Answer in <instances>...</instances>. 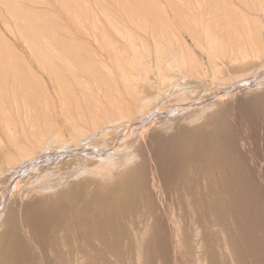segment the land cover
Listing matches in <instances>:
<instances>
[{
  "label": "bare ground",
  "instance_id": "bare-ground-1",
  "mask_svg": "<svg viewBox=\"0 0 264 264\" xmlns=\"http://www.w3.org/2000/svg\"><path fill=\"white\" fill-rule=\"evenodd\" d=\"M76 1L63 0L64 4L60 2L61 7L52 5L54 14L57 13V16L60 14L62 17L66 16L71 21L74 19L70 23L71 26L80 27L77 30L75 27H73L75 30L70 29L68 26L70 21L64 18L67 20L66 22H69L68 25H65L68 26L66 27L67 31L66 28L63 29V32L64 30L66 32L63 35L66 37L61 35L63 38H60L62 40L64 38L70 39L72 42L73 40L74 42L76 40L88 42L89 37H91L94 43L101 41L100 39L98 41L96 37L101 32L99 33V29L97 31L95 29H97L96 26H99L97 22L101 24L104 22L102 23L101 19L99 20L98 13H91L94 15L91 17L90 14V20H94L92 22L87 20L89 24L91 23L92 27H88L91 30L85 29L87 24L82 25L84 22L81 23L80 17L84 19L88 17V13L86 12L84 15L74 11L71 12V9L74 10L77 6L78 2L76 3ZM82 1L84 3L88 2L86 0ZM72 6L73 8H71ZM232 6L235 10L239 9L240 14H244L240 7L238 8L235 4ZM61 8L64 9L65 13ZM83 8L85 9V7ZM77 9L78 6L75 9L76 12ZM104 11L100 9V13L104 17L100 15L102 19L104 18V21L108 20L112 29H114L113 31H115L114 34L121 39L122 47L116 46V43L112 42L108 35L103 32L104 37L101 38L104 40H102L104 44L103 42L100 45L96 44L97 47L100 46L99 50L93 49L91 51L92 45H88L91 42H86L90 46L89 52L91 51L93 55H88L87 49L84 53L91 56L92 59L90 60H97L98 63H95V65L98 64L99 69H102V71L100 70L102 78L98 73L96 74L103 79L102 85L104 87L102 89V86L100 88L98 85L95 88L99 89L100 92V89H102V97L106 101L95 102L98 104L97 109H103L100 107L102 105L106 108L103 111H97L95 107V111H77L78 119L76 116L77 120H74L76 114L72 115L74 123L69 126V138L66 139L63 136L64 131L60 128L51 129L50 126L49 128L46 126L47 128L42 129V127L35 126L38 130H33L27 136L24 128L21 129L20 127L22 130L20 132H25L24 135L20 134L25 138H21L18 131V136L15 133L13 134L10 124V126L5 125L6 139L0 138L5 153L4 156L0 155V158L2 157L0 159V264H96L98 261L101 263L106 257H117L119 259L129 257L133 255L132 250L135 249L133 243H137L139 246L150 242L152 237L157 236L156 241L160 237L159 233H154L156 236L149 233L150 229L148 232L147 228L152 220L160 218L159 214H154L150 203L152 195H155V189L164 191V194L167 191V193L174 195L175 199L172 200V204L174 201L178 208H181L182 195H184L187 206L192 209L193 206H196L195 204L197 206L215 205L216 201L212 196L215 197L216 192L223 188L222 185L215 183L213 180L214 165L218 166L220 159L223 157L222 155H226L224 146L221 148L223 143L221 140L225 135L228 116L226 115L228 110L226 108L229 105L227 106L225 103L230 104L231 100L230 103L227 102L228 100L224 103L222 99L227 96L224 94L241 91V89L244 90L253 84H257L255 79L260 77L261 74L264 75L263 49L259 47L260 45L258 46L259 42L255 41L257 40L254 37L255 33L253 34L249 29L247 16L241 18L240 15L242 19L240 23L235 20L231 21L232 24L229 22L233 34L228 31L225 36L217 30L215 31L216 27L213 29V25L210 26L208 22L204 23V20H201L203 17L198 20L194 19L193 28L199 27V33L194 29V31L188 32L195 44L197 42L198 45H201L205 41L203 43L205 46L206 43V47L201 45L205 49H200L206 52L209 60L207 61L209 67H205L207 64L204 66L208 70H204L194 62V53L188 49L190 47L186 42L183 44L182 41L181 43L182 45L186 44V47H184L192 54L190 52L188 54L183 46V49L181 48L179 42L181 39L177 37L171 28L170 31L156 30V32L153 29L149 33L142 28L149 34L151 43L146 41L137 42L138 36L127 30L119 29L116 23L117 20L115 19V25L111 20L109 21L112 18L109 17V13L106 14L108 10ZM19 12L21 13V11ZM60 15L58 19L61 17ZM86 19L85 22H87ZM180 19L182 20V18ZM76 20L78 23L75 22L74 24ZM95 23L97 24L95 25ZM237 24L242 29L239 30ZM58 25L60 26V24ZM261 25H264V22L261 21ZM220 28L223 29L222 26ZM220 28L218 30H221ZM96 32L98 33L96 34ZM55 36L57 38L51 37H53V41L57 42L60 35L56 34ZM258 38L260 37L258 36ZM61 39H59L60 42ZM70 40H67L68 44H70ZM36 42H32L31 48L33 50L31 52L34 51L32 56L34 55L33 57L37 60V65L45 69L51 79L55 80L52 82H55L58 88L61 87L60 82L64 81L65 77L72 76L74 78L76 76L75 78L79 77L78 79H81V75L78 74L83 68L80 69L79 67L85 63L82 64L80 59L86 56L79 59L81 50L73 53L72 48L75 47L74 45L72 47L65 44L66 47H64L63 44L61 46V44L53 43L54 45L52 44L46 49L49 52L44 53L46 51L43 52L42 46H38ZM77 46L79 45H76L75 48ZM45 47L47 48V46ZM79 47L82 49L81 47L84 46L81 44ZM50 52L53 56L49 54ZM46 54L51 57H47ZM198 59L200 60V58ZM87 60L89 59H86V62ZM61 61L63 62L61 63ZM90 62L87 63L91 66ZM89 65L82 67L88 68ZM3 66L5 65L3 64ZM95 69L96 71L91 70L99 71V69L98 71L97 68ZM89 71H85V73ZM94 71L93 73H95ZM85 73L83 72L82 76L86 75ZM208 73L211 76L210 79L213 80L212 83L216 81L221 84L220 87L217 85L219 88H208L207 82H205L209 79H206ZM63 76L65 77L63 78ZM86 79L89 80V78ZM83 80H80V82ZM97 80L88 83L93 86V83L95 84ZM76 81L75 79H72L71 82L65 80L64 83L69 82L74 84L72 86H76ZM98 82L100 81L98 80ZM259 85L261 84L259 83ZM87 86L88 84H86V88ZM92 86L91 88L96 90ZM67 87H70V85ZM67 87L65 88L67 89ZM83 87H85V84ZM252 88L249 89L253 90ZM66 89L65 91H67ZM204 89L206 91L212 90L210 96L204 95V92H206L203 91ZM68 90L70 92L69 88ZM93 90L89 92L93 93ZM81 91L83 90L81 89ZM78 92L77 95H79ZM85 92L84 95L81 92L83 99L86 94V96L91 94ZM63 94H60V96ZM72 94L73 92H71ZM65 96L64 94V100L61 99L63 103L69 99L67 97L65 101ZM77 97L79 96L73 99L76 100ZM261 97L262 94L253 95L250 102L259 103ZM209 98H214L217 101L207 103ZM262 101L264 102V100ZM245 102L248 103L249 101ZM78 103L80 105L81 102ZM78 103H76L77 106ZM91 105L93 104L91 103ZM197 105L199 107H196ZM249 108L252 109V107ZM254 108H257V106ZM69 117L71 116L69 115ZM37 118L39 119V117ZM31 121L34 122L33 119ZM23 126L25 127V125ZM153 154L156 161L150 164L149 158ZM219 169L222 170V168ZM215 171L214 173H218L219 170ZM198 195H206L208 198L205 197L204 200H199ZM176 213V210L171 213V224L179 227L182 217L179 212ZM177 227L174 230L175 236L179 239L183 236L182 233L180 235L179 230L181 228ZM193 230L195 229L193 228ZM191 234H193V237H197L194 232L190 233V236H192ZM121 242L129 243V245L121 246ZM181 243L182 246L184 243ZM189 247L191 248V246ZM136 250L139 251V249ZM143 253L145 252L143 251ZM87 260L90 262H86Z\"/></svg>",
  "mask_w": 264,
  "mask_h": 264
},
{
  "label": "rangeland",
  "instance_id": "rangeland-1",
  "mask_svg": "<svg viewBox=\"0 0 264 264\" xmlns=\"http://www.w3.org/2000/svg\"><path fill=\"white\" fill-rule=\"evenodd\" d=\"M86 1L88 2L84 3L82 0L76 1V3L78 2L77 6L80 11L77 9V12H76L75 9L77 8V6L75 5L74 6L76 8H74V10L71 9L72 11L69 9V11L71 12L74 11L75 13H82L84 15L86 14V12L88 13L87 14L88 17H85L84 19H82L83 17H80L81 18L80 21L82 20L81 23L84 22L82 23V25L87 24V26L85 25L86 27L83 26L87 30L90 29L88 27L91 26V23L89 24V22H92L94 20V19L90 20L94 14L98 13L97 15L99 16V20L101 19L100 21H102V23L104 22L103 24H101L100 22H97L99 26H96L97 29H95V31L99 29V33L101 32V34H97L98 32H96L97 34L96 37L98 41L99 39L101 41L94 43L92 42L93 40L91 37H89L90 40L88 42L86 41L87 43L91 42L90 44H88L90 46L92 45L91 51L93 49L99 50L100 46L97 47L96 44L100 45L104 41L101 38V37H104L102 34L103 32H105V34L108 35V37L110 38L112 42L116 43V46L122 47L121 39L118 37V35L114 34L115 31H113L114 29H112L108 20H106L107 21L106 22L104 21V18L102 19L103 15L100 13V9L101 10L103 9V11L106 9L104 12L108 10L106 14L109 13V17L111 16L110 18H112V19H109V21L111 20V22L114 23L117 20L116 23L119 26V29L127 30L131 34L139 37L138 39H136L137 42L146 41L148 43H151L149 34H147L143 29H146V31L149 33V31L151 32V30L153 29H154L153 31L156 32V30L157 31L158 30H161V31L169 30L170 31V28H171V30H173V32L176 33L177 37L181 39L180 40L178 38L180 40L179 42L181 43L183 41V44L186 42V44L190 47L188 49L194 53L193 54L194 62L197 63L199 67H202V69L204 68V70L209 67V63L207 64V61H209L208 55L206 54L205 51L200 50L203 48L201 45L204 46L203 43L205 41H203L201 45H198L197 42L195 44V41L193 40V38H191L188 32V31L191 32L194 29L195 31L197 30V33H199L198 32V30L200 29L199 27L193 28L194 26L192 25V23L194 19L198 20L203 17L201 20L202 21L204 20V23L208 22L210 26L213 25L212 27L213 29L216 27V29H214L215 31L217 30L219 33H222L223 36H225L228 33V31L231 32L230 27H229V25L232 24L231 21L235 20L237 22L239 21L240 23V20H242L241 18H244L247 16V19L249 20V29L251 32H253V34L255 33L254 34L255 36L253 35L255 39H257L255 41L257 43L259 42L258 46L260 45L259 47L260 48L262 47L261 49H263L262 52L264 54V25H261V21L264 22L263 21L264 20V0H101V1L100 0H96V1L86 0ZM60 2L64 4L63 0H30V1L24 0V2L23 0H9V1L0 0V97H1L0 98V138L2 139H6L5 125L7 124L11 125V128L13 129L12 131L13 134L14 133L17 134V131H18L19 137L21 138H25L23 136L25 132L24 131L20 132L22 131L21 129L23 128L26 131L27 136H29L28 134L32 132L33 130L36 131L40 127L44 129V127L46 126L48 128L50 126L51 129H59V128L62 129V131H64V135H63L64 139L69 138L68 128L70 125H73L74 122L72 120L77 116L76 114L77 111H87V110L95 111L94 107L96 108L98 106L97 104L98 101L100 102L106 101V99L102 97L103 96L102 89L104 87L102 85L103 79H101L102 69L101 68L99 69L100 66H98V64L95 65V63H98L97 60H93L95 62L94 64H92L93 61L90 60L92 58L91 56H88V55H93L91 54V51L89 52L88 50L90 49L89 48L90 46H88L84 40L82 41L80 40L81 44H83L84 46V47H81L82 49L84 48V51L82 52V49H80L79 47L81 46L80 41L76 40V42H74L73 40L74 44H72L73 42L70 39H65V38L63 40L61 39L63 38L62 36L66 34L65 32V30L67 31L66 27L69 26L70 29L75 27L77 30L79 26L77 27L74 25L71 26L70 23L73 22L74 19L71 21V19L70 20L67 19L66 16L62 17L59 14L61 12L58 13L61 16L59 19H58L59 15L57 16L56 15L57 13L54 14L53 9L54 7H58V6L61 7ZM233 4H235L238 8L240 7L244 11V14L242 13L240 14L239 9L235 10L234 7L232 6ZM83 7H85V9ZM162 7H164L165 10L164 8L162 9ZM71 8H73V6ZM61 10L63 11V13H65L64 9L61 8ZM19 11H21V13ZM91 13H94V14L92 15ZM90 14H91V17H90ZM22 18H25V19L23 20ZM64 18L69 20L70 22L69 21H68L69 23L66 22L67 20H65ZM180 18H182V20ZM27 19H28V22H27ZM85 19L86 21L87 20L88 21L90 20V21L89 22L87 21L88 22L87 23L85 22ZM218 19H219V22H218ZM228 19L229 20L231 19V20L229 21ZM57 22L62 27L61 29H60V26L57 24ZM75 22H77V20L74 21V24ZM186 22H187V25H186ZM190 22L191 24H189ZM229 22L231 24H228ZM67 23L70 25H68ZM97 23H95V25ZM62 24L64 25L62 26ZM66 24L68 26H65ZM220 24H222L221 26L223 27V29L220 28L221 27ZM25 26L27 27V30ZM239 26H237V28L239 30L242 29V27L241 26L239 27ZM217 27L220 28L221 30H218ZM75 28H73V30H75ZM33 29L34 31H32ZM63 29H65L64 32H63ZM56 34L60 35L57 39L59 42L52 40L53 37L51 36L56 37L55 36ZM231 34H233V32H231ZM258 36L260 38H258ZM59 39H61L62 41L60 42ZM64 40L66 43L64 42ZM67 40L71 41V42L69 41L71 45L67 43ZM32 42L33 43L36 42L37 45L40 47L42 46L41 48H43V52L46 51L44 53L49 52L46 49H48L50 45L52 46L53 43L54 44L56 43L57 45L61 44V46L64 45V47H66L65 44L66 45L68 44L69 46L74 45L75 47L76 45H79L77 46V48H75L74 46H72L74 48L72 47H69V48L70 49L72 48L73 53H75V51L80 52L79 50H81V52L79 53L80 55L78 54L80 56V57L78 56L79 59L86 55L85 58L87 57L86 59H89L91 61L90 62L89 60H87V62H90L91 66L86 62L85 58L80 59L82 60L81 61L82 64L83 62L85 64L79 67L80 69L81 68L83 69L80 70L82 72L79 71L78 75L82 76L83 72L85 73V71L87 72L89 71V69L91 73L90 71L88 73H85L86 75L82 76L83 78L80 76L81 79H78L79 77L75 78L76 76L74 78L71 76L72 78L69 77L70 78L69 80L68 77L63 76V78L65 77L66 78L65 80L69 82H71L72 79L73 80L75 79V81L76 80L77 81L79 80V81L78 82L76 81V86H72L75 84L74 81H73L74 83L73 84L69 82L64 83L65 80L64 81L62 80V82H60L61 83L60 88L62 89L58 88L57 84L55 82L54 83L52 82L55 80L51 79V76L47 74L48 72H46L45 69L41 68L40 65H37L38 64L37 60L33 57L34 55L32 56V54H34V51L31 52L33 50L31 48L33 45ZM82 42H84L85 44ZM185 45H182L181 43V48L182 46L184 47ZM45 46H47V48ZM204 47H206V43ZM85 49L88 50V51L86 50L87 53L89 52L88 55L84 53L86 52ZM185 49L187 50L186 52L189 54L190 51L188 52V49L187 48ZM1 50L3 51L1 52ZM192 52L190 53L192 54ZM49 54L53 56L51 52ZM49 54L48 55L46 54L47 57L50 56ZM198 58H200V60ZM84 59L85 61H83ZM196 60L199 62H197ZM62 62L63 61H61V63ZM200 62L202 63L201 64L202 66L200 65ZM3 64L5 66H3ZM85 65L86 66L89 65L88 68L89 67L90 68L88 69V68L82 67ZM204 66L207 68H205ZM95 68H97V71L98 69L99 71L101 70L100 73L99 71L95 72L96 71ZM32 69H34L35 71L34 70L31 71ZM91 69H94L95 71ZM27 71L30 75L27 73ZM93 71L95 73H93ZM96 73H98V75H100L101 78L100 76L98 77ZM93 74L94 75L96 74V75L94 76ZM208 75L210 76L209 73ZM208 75L206 79L207 78L209 79L205 80V82H207L206 84L208 85V88L209 89L219 88L221 84L216 81L212 83L213 80L210 79L211 76L209 77ZM261 75H259L260 77H257V79H255L257 80L255 81L257 82V84H253L252 86L249 87V88L253 87L252 88L253 90L247 87L244 90L241 89V91H234L228 94H224L227 96H225L224 99H222V102L225 103V101L228 100L227 102L228 103L231 102L230 103L231 105L225 103V105L227 106L229 105L228 107L226 106L227 107L226 109H228L226 111V115L228 116L226 119L227 123H226V131L224 133L225 135H224V138H222L221 140L223 141V143L221 144L222 145L221 148H223L224 146L226 155L225 156L222 155L223 157L220 159V162H219L220 164L218 166L214 165L216 171L213 169L214 182L219 183L220 185L223 186L222 190L219 189L216 192L215 197L212 196V198L216 201V204L215 205L213 204L205 205L204 204V205H198V206L197 204H195L196 206H193V208L190 209L184 200V195H182L183 200L181 202V208H178L174 201L172 204V200L175 199L174 195H172L171 193H167V191L164 194V191L155 189L156 191L155 195H152L151 197L152 200L150 201V203H151L152 209L154 210V214H157V215L159 214L160 218H158L159 220L158 219L152 220L153 223L151 222V224L148 225L147 228H148V232L150 229L149 233H152V234L159 233L160 235L159 239L156 241L155 238L157 236L154 234V236L156 237H152L150 242H147L146 244L144 243L138 246L137 243L136 244L133 243V248H135L132 250L133 255L129 257H124L121 259L117 257L116 258L106 257L101 261L102 264H264V102L262 101L264 100V75L263 76ZM41 77H42V81H41ZM84 77L85 79L89 78L88 81L86 79L87 82L85 81V83H84V80H85ZM90 77L91 78L94 77L95 79L94 78L91 79ZM96 79L100 81L98 82L97 80L95 82L96 85L93 83V86H92V84L90 85V83H88L90 81L93 82ZM80 80H83V81L80 82ZM79 83H82V84H79ZM83 83L85 84V87H83L84 86ZM215 83H218V84H215ZM259 83L261 85H259ZM55 84L57 87L55 86ZM67 84L70 85V87H67L68 86ZM86 84H88V86L90 87L87 86L86 88ZM213 84L216 86L213 87L214 86ZM77 85L79 86L78 87L79 89L83 87L81 88L83 91H81V89L79 90L77 88ZM257 85L259 87H255ZM91 86L94 89H96L95 86H98V87L102 86V89H100L101 92L99 91V89L93 90ZM65 87H67V89ZM64 88L67 91H65ZM68 88L70 89V92ZM89 88L91 91L93 90V93L95 92L94 93L95 95L97 93L96 95L97 99L92 92H89L90 91ZM75 90L77 92L79 91L78 92L79 95L76 94L77 92ZM245 90L247 93L245 92ZM85 91H88V92H85ZM203 91H206V90L204 89ZM208 91L204 92L205 96H210L212 90H208ZM58 92L60 94L64 93L66 95L65 101L67 97H69V99L72 98V100L69 101V99H67V102L64 101L65 103H63L64 94L61 95L63 97L62 98ZM71 92H73L72 95L75 94L74 95L75 97L71 95ZM81 92H83V95H84V92L88 94L91 93V94H89V96H86L87 95L86 94L85 98L86 97L87 98L83 99V96H81L82 94ZM257 94L258 95L262 94V97H261V100H259V103L254 102L256 103L254 104L253 102H250L253 95L255 96ZM91 95H94V96H91ZM76 96H79L77 97V99L78 98L80 99L78 100L73 99V98H76ZM89 99L92 101H90ZM207 100H208L207 103H212L214 101L215 102L217 101L214 98H209ZM245 101H249L248 103L250 104H248ZM78 102H81L83 105L81 103L79 105ZM76 103H78L79 108ZM91 103L93 105H91ZM102 106L100 107L103 109L106 108ZM256 106L257 108H254ZM196 107H199V106L197 105ZM249 107H252V109ZM110 108L112 107L110 106ZM103 109L96 108L97 111H101V110L103 111ZM183 111H186V110H183ZM69 115L71 117H69ZM72 115H75L74 118ZM12 117H14V119H12ZM37 117H39V119ZM76 118L78 119V116ZM76 118L74 120H77ZM32 119L34 122L31 121ZM23 125H25V127ZM35 126L37 127L39 126V127L37 128ZM20 134H23V135H20ZM1 145L2 143L0 142V149H1L0 155L4 156L5 154L4 148H3L4 146L2 145V148H1ZM0 159H2V157ZM150 159H152V161H150ZM154 161H156V157L153 154L152 157L149 158V163L153 164ZM219 168H222V170ZM217 169L219 171H222V172L218 171V173L220 174L219 176H218V173H214V171L217 172ZM216 178H218L219 180H217ZM171 195H172V198H171ZM205 197L208 198L206 195H198L197 198L199 200H204ZM190 198L192 200V196ZM175 210L177 213L179 212V215H181L182 217L181 222L179 224L181 227L179 225H178L179 227H177L176 225L174 226V224H171L172 223L171 213H173V211L175 212ZM176 227L179 229L181 228L179 231H180V235L182 233L183 237L180 236L181 238L179 239L177 238V236H175ZM193 228L196 231L193 230ZM192 232H194V235L196 234L197 237L195 236L193 237V234H191L192 236H190V233ZM192 237L193 239L194 238L195 239L193 240ZM180 243L181 244L184 243V244L181 246ZM120 245L127 246L129 245V243L126 244L124 242H121ZM188 246H191L192 249L190 247L188 248ZM136 249H139V251H137ZM143 251L145 253H143ZM86 262H90V261L87 260ZM101 263H99L98 261L96 264H101Z\"/></svg>",
  "mask_w": 264,
  "mask_h": 264
}]
</instances>
